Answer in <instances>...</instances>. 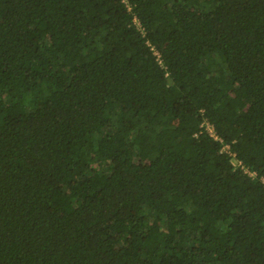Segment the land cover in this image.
<instances>
[{"label": "trees", "instance_id": "trees-1", "mask_svg": "<svg viewBox=\"0 0 264 264\" xmlns=\"http://www.w3.org/2000/svg\"><path fill=\"white\" fill-rule=\"evenodd\" d=\"M128 4L0 0V264H264V0Z\"/></svg>", "mask_w": 264, "mask_h": 264}, {"label": "built area", "instance_id": "built-area-1", "mask_svg": "<svg viewBox=\"0 0 264 264\" xmlns=\"http://www.w3.org/2000/svg\"><path fill=\"white\" fill-rule=\"evenodd\" d=\"M123 3L126 4V7H127V10L130 11L131 10V7L130 5L128 4V0H123ZM134 22L137 23L136 19H134ZM137 26L139 27V24H137ZM155 55L157 56V53L155 52ZM201 127L203 128V131L201 133H205L207 134L209 137H211L212 139H214L215 141H221V139L218 137L216 131H215V128L214 126L206 121L205 123H202ZM222 151L224 153H228L229 155L231 156H234L231 152H230V147L228 145H225L223 148H222ZM238 165L241 167L242 170H244L245 173H247L250 177H255V173H252V172H248V170L246 168H244L242 166V164L240 162L236 163L235 166Z\"/></svg>", "mask_w": 264, "mask_h": 264}]
</instances>
